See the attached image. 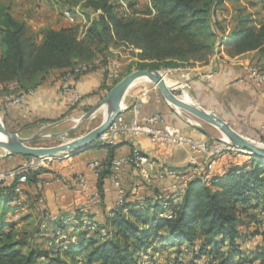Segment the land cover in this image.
<instances>
[{
    "label": "trees",
    "instance_id": "trees-1",
    "mask_svg": "<svg viewBox=\"0 0 264 264\" xmlns=\"http://www.w3.org/2000/svg\"><path fill=\"white\" fill-rule=\"evenodd\" d=\"M226 1L149 0V5L140 7L139 0H78L80 15L87 23L81 36L79 25L33 33L25 21L13 15L11 5L1 6L0 86L15 83L21 90H33L51 71L61 74L79 63L93 64L97 60L105 66L113 45L139 50L133 54L134 70L205 64L223 44H232L229 55L257 51L264 64V18L258 16L257 20L248 10L262 0H245V4L230 0L232 7H227ZM104 73L107 75V71ZM118 80L103 87L104 92ZM67 94H71L72 106L59 119L79 107V99L74 102L73 94ZM91 107L89 104L83 109ZM257 141L263 143L264 139ZM114 146H103L109 156L98 169L100 192L104 179L112 175ZM42 171L29 168L23 173L27 182H36ZM15 185L13 181L0 186V264H140L141 252L169 249L175 252L174 263L179 264H264V247H242L243 241L259 234L260 215L264 213V160L258 157L229 165L209 184L191 180L177 203L171 193L156 201L147 199L143 208L129 212L124 211V203L113 209L102 227L96 226L92 232L76 230L73 234L78 240L57 247L47 246L50 236L45 248L26 242L16 223L6 219L8 205L16 200ZM168 210L171 218L164 216ZM79 217L76 210L74 219ZM51 223L63 232L70 226L60 218ZM245 224L256 228L245 233L240 229ZM182 252L187 253L185 261L178 258Z\"/></svg>",
    "mask_w": 264,
    "mask_h": 264
},
{
    "label": "crops",
    "instance_id": "crops-1",
    "mask_svg": "<svg viewBox=\"0 0 264 264\" xmlns=\"http://www.w3.org/2000/svg\"><path fill=\"white\" fill-rule=\"evenodd\" d=\"M146 1V5H149V0ZM143 5L140 4V7H144ZM67 22L70 23L68 27L79 25L80 36L83 28L87 26L82 16L74 18L73 22ZM41 25L39 24L40 27ZM67 26L43 28L58 29ZM40 39L39 34L38 41ZM231 46L232 44L229 46L223 44L216 47L218 49L205 64L195 63L192 66L165 69L163 74H166V81L173 91L182 93L187 91L193 103L215 113L239 134L253 140L261 137L264 139V134L260 133V125L264 121V98L260 95L258 86L245 79V68L252 63V57L257 55V59L264 65L263 57L257 51L229 55L227 50ZM110 52L111 56L105 66L98 64L97 70L76 78L74 87L79 95V107L67 117L59 119L72 106L71 94L61 92L57 86V77L54 78L55 74L50 73L22 103L10 108L0 107L1 121L5 128L9 132L16 133L19 138L29 139L28 144H30L34 140L44 138L43 135L38 134V130L61 125L76 112L85 113L84 106L92 104L93 107L97 104L106 94L102 88L113 83L104 71L108 72L114 63H117V69L123 77L125 62L122 58H127L126 62H135L136 57L133 54L138 53L139 50L113 45L110 47ZM11 85L14 83L6 87L9 88ZM138 97L142 101L143 115L160 113L165 122L180 128L184 134L196 139L207 137L187 117L169 104L154 84L151 82L147 84L143 78L135 81L128 88L122 105L131 109ZM129 115L130 112L126 111V118ZM214 141L218 140L209 142ZM135 150L148 160L145 167L132 160ZM108 156L107 148L90 147L69 155L60 154L40 161V168L43 171L37 175L36 182H26L22 185V193L19 195L21 203L18 205L13 201L8 205L10 212L6 219L16 223V228L19 229L17 230L21 232L20 235L26 242L45 248L46 239L55 226L43 217L44 211L56 215L67 225H73L77 207L88 203L87 215L96 226L102 227L114 209L120 189L125 192L127 207L124 211L143 208L147 199L156 201L158 197H167L173 186L179 184L180 173L187 170L190 161V153L186 147L160 145L142 136L130 139L123 135L114 146L113 160L126 159L127 163L117 170L112 166V175L104 179L100 192L97 186L98 173L89 169L87 164L94 160L104 163ZM196 158L198 162L207 160L202 154H198ZM250 158L247 155L217 158L214 161L212 174L220 176L230 164L241 165L250 162ZM31 159L37 158L26 159L22 155L8 153L0 148V171L22 168ZM21 170L25 171V169ZM168 170H174L175 173L168 174L166 173ZM79 175L87 180L88 190L80 189L76 180ZM12 183L13 180L10 178L5 185ZM93 192L99 193V203L88 202ZM14 210L20 211L19 218L8 219V215ZM24 225H31V228L27 229ZM181 248H184V245ZM243 249L250 248L246 245ZM168 252L173 250L170 249ZM186 255L185 252L179 253L178 258H183L185 261ZM63 257L66 259L65 256Z\"/></svg>",
    "mask_w": 264,
    "mask_h": 264
},
{
    "label": "built area",
    "instance_id": "built-area-1",
    "mask_svg": "<svg viewBox=\"0 0 264 264\" xmlns=\"http://www.w3.org/2000/svg\"><path fill=\"white\" fill-rule=\"evenodd\" d=\"M264 2V0L262 1ZM122 11L127 14L128 9L125 2L121 1ZM64 18L73 22L74 18L72 14L68 11L64 12ZM99 61H95L93 64L79 63L73 68L68 69L62 72L57 79V86L64 93H72L74 102L78 101L79 95L75 90V81L76 78L91 73L99 68ZM104 70V69H103ZM245 79L256 84L259 89L260 95L264 98V71L253 65L249 64L246 68ZM164 76L166 74H163ZM107 77L112 81L120 79V73L117 69V63H114L112 69L107 72ZM154 87H156L154 85ZM10 89H14L13 92L6 94L1 98V104L4 108H10L22 103L26 96L30 95L33 90H21L19 86L14 83L10 86ZM141 99L138 97L137 101L132 105V108L129 109L127 106L122 105L120 114H118L110 124V126L101 133L95 140L96 147H103L107 145H116L121 136H126L130 139L136 137H145L150 142L160 144V145H173L186 147L190 153V161L187 170L180 173V182L178 185L173 186V190L170 192L171 199L174 203L180 201V198L184 192V189L188 182L193 179H201L206 184H209L211 179L214 177L212 174L214 161L217 158L224 156H241L249 154L239 149L223 140H218L210 143L205 138L196 139L189 135L184 134L180 128L169 124L164 121L162 114L154 113L152 115H143L141 113ZM129 111L130 115L128 118L125 116V112ZM260 133L264 134V121L260 125ZM202 154L206 156L207 160L205 162H198L197 155ZM250 157V156H249ZM45 158L31 159L26 163L22 168L9 169L0 171V186L5 185L8 179L15 181L16 185L14 192L16 194V204H20L19 195L22 193V185L27 182L26 175L21 169H38L41 164L40 161ZM132 160L142 167H145L148 163V160L144 158L140 153L135 150L132 155ZM127 163L126 159H118L112 161V166L117 170L120 166ZM87 167L98 173V169L101 167V162L98 160L91 161L87 164ZM166 173L174 174V170H168ZM115 177V175H114ZM79 187L81 190H88V183L84 176L79 175L76 178ZM158 197L157 199H160ZM100 196L98 192H93V194L88 198L89 203H99ZM125 203V192L119 190L118 198L115 202L114 208H119ZM88 204V203H87ZM87 204L80 205L77 207V212L80 214V217L75 220L73 225H70L68 228V233H64L60 229L54 227L51 232L50 239L47 241L48 247H57L64 245L68 241H74L75 236L73 234L76 230H86L92 232L95 230L96 225L94 222L87 216ZM163 216V215H161ZM165 217L171 218L170 211H166L164 214ZM43 217L50 222H55L58 218L56 215L50 214L48 211L43 212ZM102 235L105 236V232H102ZM141 252L140 256H148L149 264H152L155 255L159 253H148Z\"/></svg>",
    "mask_w": 264,
    "mask_h": 264
},
{
    "label": "rangeland",
    "instance_id": "rangeland-1",
    "mask_svg": "<svg viewBox=\"0 0 264 264\" xmlns=\"http://www.w3.org/2000/svg\"><path fill=\"white\" fill-rule=\"evenodd\" d=\"M77 2L78 0H0V7L11 5V10H12L13 15L17 19L25 21L33 33H38L39 31L37 30L43 27H52V26L59 27V26L70 25V23H68L64 19V12L66 11L72 14L73 18H79L81 15H80V9L78 7ZM139 2L142 5L143 4L146 5L147 3L146 0H139ZM245 3H246L245 0L241 1V4H245ZM263 3L264 2H262V4L257 3L256 7L248 8V10L257 18V20H258V16H259V19L264 18V4ZM232 4L233 3L230 0L226 1L227 7H232ZM39 24H42L41 27L39 26ZM122 60L125 62L124 63L125 72L131 68L132 69L134 68L133 62H126L127 58L125 59L122 58ZM251 64L261 68L264 71V66L260 63V60L257 59V55H254L252 57ZM159 71H161V73H164L165 69H159ZM51 73L55 74L54 78L57 77L56 79H58L60 75L59 71H51ZM164 78L167 80V76H165ZM143 80H145L147 84H150V81L146 80L145 78H143ZM13 91L14 89H10V87L7 88V87L0 86V98H2L6 94H9ZM173 93L177 97L181 99H186L188 100L189 103H192L190 95L187 91H184L183 93L180 91H173ZM0 107L4 108L1 102H0ZM105 109H106V105L105 106L103 105L102 107L90 112L87 117H83V116L89 110H87L85 113L76 112L75 114H73V116L68 118V120L62 123L61 125H57L51 128L44 127L43 129L38 130V134L43 135L44 138L39 139V140H34L30 142V144L28 145L34 146V147H49V146L60 144L62 142H66L68 140L79 137L81 135H84L88 131H90L91 129H93L94 127L100 124V122L104 118V114H106ZM179 112L184 114L183 111H179ZM188 116L190 118L189 120L192 123L194 122L198 123L210 135V137L207 136L209 141L223 139V136L218 128L212 125L209 126L207 125V123H203L202 121H200L199 119L193 116H190V115ZM0 119H1V115H0ZM72 128H75L72 133L68 135L62 134V133L68 132ZM58 133L62 135L55 137V138L51 137L52 134L55 135ZM262 144L264 145V142ZM19 212L18 210L17 211L14 210L13 212H11L10 215H8V219L19 218L20 216V214L18 215ZM16 214L18 216H16ZM242 220L244 221L243 223H245L246 217L242 216ZM260 220H261V225L259 226V234L256 235L255 237H251L250 239L246 241L240 240L241 242L243 241L242 245L245 244L244 246L247 245L249 246V248H252V249L254 248L262 249L264 247V213L260 215ZM31 225H24V226L27 229H30ZM252 228L255 229L256 226L254 224H248V225L245 224L244 227L240 229H242L245 233H249L251 230H253ZM17 229L18 228H16V230ZM64 233H68V230L64 231ZM18 235L19 234L17 232V236ZM46 244H44L45 247H46ZM244 246L242 247L244 248ZM148 253L152 254L151 252H148ZM174 256H175V252L172 253V252H168V250H165L162 253H159L158 255L154 256L152 264H179V263H174L173 261ZM149 259L150 257L148 258V256H140L139 262L140 264H149ZM180 264H184V263H180ZM198 264H202V261H199Z\"/></svg>",
    "mask_w": 264,
    "mask_h": 264
},
{
    "label": "water",
    "instance_id": "water-1",
    "mask_svg": "<svg viewBox=\"0 0 264 264\" xmlns=\"http://www.w3.org/2000/svg\"><path fill=\"white\" fill-rule=\"evenodd\" d=\"M164 77L165 76L163 73L156 69H135L121 77L106 92L101 100L91 109H89V111L83 116L87 117L90 112L102 107L103 105H106V114H104V118L100 124L84 135L54 146H30L28 145L29 139L19 138L16 133L9 132L0 119V135L4 138V140H0V148L7 151L8 153L19 154L32 158H53L60 154L69 155L85 148L96 147L95 140L97 137L103 133L110 126L113 119L118 114H120L123 98L128 88L138 79L145 78L159 89L162 96L169 104L174 106L177 110L183 111V115L185 117L190 119L188 116L190 115L202 122L218 128L222 136L228 139L229 142L222 139L223 141L246 151L250 157H258L264 160V145L262 143L239 134L234 129H232L225 120L218 117L215 113L206 110L193 102H184L181 98L177 97L173 93V89L170 85H168V82ZM193 124L201 133L210 137V135L198 123L194 122ZM75 128H72L68 132L62 134L68 135L72 133ZM62 134L58 133L52 137L55 138L61 136Z\"/></svg>",
    "mask_w": 264,
    "mask_h": 264
},
{
    "label": "bare ground",
    "instance_id": "bare-ground-1",
    "mask_svg": "<svg viewBox=\"0 0 264 264\" xmlns=\"http://www.w3.org/2000/svg\"><path fill=\"white\" fill-rule=\"evenodd\" d=\"M184 102H186V103H189L188 102V100H186V99H182ZM223 139L225 140V141H228V139H226L225 137H223ZM0 140H4V138L0 135ZM229 142V141H228Z\"/></svg>",
    "mask_w": 264,
    "mask_h": 264
}]
</instances>
